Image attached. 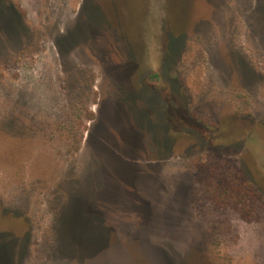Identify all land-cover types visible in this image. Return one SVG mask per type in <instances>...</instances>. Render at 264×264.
Segmentation results:
<instances>
[{
    "label": "rangeland",
    "instance_id": "rangeland-1",
    "mask_svg": "<svg viewBox=\"0 0 264 264\" xmlns=\"http://www.w3.org/2000/svg\"><path fill=\"white\" fill-rule=\"evenodd\" d=\"M0 264H264V0H0Z\"/></svg>",
    "mask_w": 264,
    "mask_h": 264
}]
</instances>
